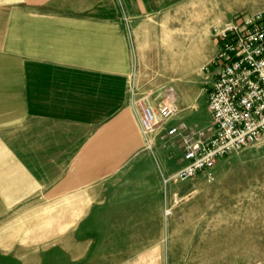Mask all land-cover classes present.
Listing matches in <instances>:
<instances>
[{"label":"crops","instance_id":"0c3cea01","mask_svg":"<svg viewBox=\"0 0 264 264\" xmlns=\"http://www.w3.org/2000/svg\"><path fill=\"white\" fill-rule=\"evenodd\" d=\"M196 1L0 0V264H84L125 205L112 185L165 176L152 149L167 128L199 125L142 133L140 102L169 93L146 65H195L198 44L169 23ZM164 38L167 55L146 54Z\"/></svg>","mask_w":264,"mask_h":264},{"label":"rangeland","instance_id":"374dc122","mask_svg":"<svg viewBox=\"0 0 264 264\" xmlns=\"http://www.w3.org/2000/svg\"><path fill=\"white\" fill-rule=\"evenodd\" d=\"M196 4L181 6L169 23L180 27L181 41L198 44L193 49L195 65L180 63L172 73L166 62L149 61L145 73L149 83L156 79L169 88V93L146 95L155 103L152 107L178 104V114L171 120L198 124L181 130L183 135L193 131L199 139L202 125L211 124L207 108L211 66L219 48L217 29L225 25L215 24L224 12H229L225 22H230L242 13L264 11V0H197ZM160 22L166 23V18ZM151 45L148 55L169 53L165 38L155 50ZM176 76L181 92L172 95ZM152 150L164 156L165 176L154 173L136 185H112L118 204L125 205L114 206L112 236L98 240L84 264H264V141L232 152L213 170L186 180L174 177L184 165L182 135L160 138Z\"/></svg>","mask_w":264,"mask_h":264},{"label":"built area","instance_id":"2783aa9c","mask_svg":"<svg viewBox=\"0 0 264 264\" xmlns=\"http://www.w3.org/2000/svg\"><path fill=\"white\" fill-rule=\"evenodd\" d=\"M217 32L219 48L207 98L212 121L199 139H192L194 132L182 135L184 165L174 174L177 180L213 170L228 154L264 141V11L239 14ZM140 106L146 137L167 126L179 110L173 101L157 110L143 102ZM166 134L179 135L181 128L169 127Z\"/></svg>","mask_w":264,"mask_h":264}]
</instances>
